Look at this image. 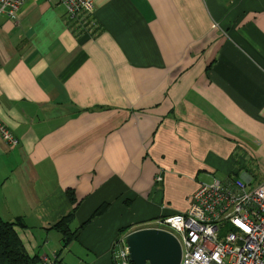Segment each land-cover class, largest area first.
<instances>
[{
  "label": "crops",
  "instance_id": "obj_1",
  "mask_svg": "<svg viewBox=\"0 0 264 264\" xmlns=\"http://www.w3.org/2000/svg\"><path fill=\"white\" fill-rule=\"evenodd\" d=\"M91 1L92 35L58 0L0 15V122L18 139L0 140V218L52 260L73 209L61 264H114L117 236L183 211L199 182L264 178V0Z\"/></svg>",
  "mask_w": 264,
  "mask_h": 264
},
{
  "label": "built area",
  "instance_id": "obj_2",
  "mask_svg": "<svg viewBox=\"0 0 264 264\" xmlns=\"http://www.w3.org/2000/svg\"><path fill=\"white\" fill-rule=\"evenodd\" d=\"M22 1L0 0V15L15 17ZM58 1L74 34L96 31L91 0ZM0 140L8 146L18 144L1 122ZM145 227L168 231L176 238L178 264H264V178L255 186L238 177L199 182L183 211L160 215L139 228ZM133 230L113 241L114 264H130L125 235ZM41 262L51 264L45 256Z\"/></svg>",
  "mask_w": 264,
  "mask_h": 264
},
{
  "label": "trees",
  "instance_id": "obj_3",
  "mask_svg": "<svg viewBox=\"0 0 264 264\" xmlns=\"http://www.w3.org/2000/svg\"><path fill=\"white\" fill-rule=\"evenodd\" d=\"M69 198L72 200L70 193ZM101 213V208L97 207L89 217ZM73 209L62 215L56 220L50 228L60 235V248L54 254L51 264H60L59 253L64 249L71 240L76 238L75 229H70V223L73 219ZM89 219L87 221H89ZM85 221V223H87ZM26 227L21 218L16 217L13 221H4L0 218V264H42L37 254L30 255L24 248L16 228ZM122 229H120L121 231Z\"/></svg>",
  "mask_w": 264,
  "mask_h": 264
},
{
  "label": "water",
  "instance_id": "obj_4",
  "mask_svg": "<svg viewBox=\"0 0 264 264\" xmlns=\"http://www.w3.org/2000/svg\"><path fill=\"white\" fill-rule=\"evenodd\" d=\"M130 264H178L180 246L168 231L139 228L125 235Z\"/></svg>",
  "mask_w": 264,
  "mask_h": 264
},
{
  "label": "rangeland",
  "instance_id": "obj_5",
  "mask_svg": "<svg viewBox=\"0 0 264 264\" xmlns=\"http://www.w3.org/2000/svg\"><path fill=\"white\" fill-rule=\"evenodd\" d=\"M1 142H2L3 144L7 145V144L4 143L2 140H1ZM258 176H259V175H258ZM262 177H263V175L260 173V180H261ZM253 178H254V177H253ZM255 178H258V177L256 176ZM252 182L254 183V179H253ZM63 253H64V251L61 252V254H60L61 257L63 256ZM48 259H50V257H48ZM69 259L73 260L74 257L70 254V258H69Z\"/></svg>",
  "mask_w": 264,
  "mask_h": 264
}]
</instances>
